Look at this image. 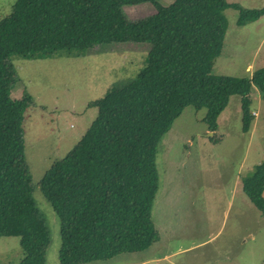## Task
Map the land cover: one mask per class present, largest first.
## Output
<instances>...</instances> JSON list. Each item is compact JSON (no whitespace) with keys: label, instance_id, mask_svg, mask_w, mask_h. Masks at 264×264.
Listing matches in <instances>:
<instances>
[{"label":"trees","instance_id":"16d2710c","mask_svg":"<svg viewBox=\"0 0 264 264\" xmlns=\"http://www.w3.org/2000/svg\"><path fill=\"white\" fill-rule=\"evenodd\" d=\"M150 2L152 14L131 19L123 6ZM236 25L264 15L226 0H16L0 18V236L19 238L16 264H46L50 230L34 201L24 159L23 120L32 103L26 89L10 96L18 79L11 58L83 55L96 44L146 41L136 74L88 106L96 113L83 134L36 182L59 220V264H81L141 250L158 238L151 210L158 186L156 154L183 107L204 108L206 130L230 95H237L240 130L252 115L249 89L264 104V64L246 75L212 73L227 19ZM216 143L219 139L209 137ZM247 201L264 216V161L240 178Z\"/></svg>","mask_w":264,"mask_h":264},{"label":"rangeland","instance_id":"374dc122","mask_svg":"<svg viewBox=\"0 0 264 264\" xmlns=\"http://www.w3.org/2000/svg\"><path fill=\"white\" fill-rule=\"evenodd\" d=\"M16 0H0V18ZM166 5L172 0H157ZM258 8L264 0H226ZM131 19L152 14L150 2L123 6ZM227 27L212 73L246 75L264 64V15L236 25L237 11L224 10ZM146 41L99 43L79 56L53 55L11 63L18 79L10 96L26 89L32 103L23 120L24 159L33 185L31 195L50 230L46 264H59V220L36 186L52 161L62 157L92 121L88 106L109 89L133 77L147 58ZM252 119L240 130L237 95L228 97L208 134L201 120L205 109L185 106L172 120L156 154L158 186L151 217L158 238L148 247L81 264H264V216L240 189V178L264 161V104L249 89ZM219 140L214 143L209 137ZM264 198V192H263ZM19 238L0 236V264H16Z\"/></svg>","mask_w":264,"mask_h":264},{"label":"water","instance_id":"95a60500","mask_svg":"<svg viewBox=\"0 0 264 264\" xmlns=\"http://www.w3.org/2000/svg\"><path fill=\"white\" fill-rule=\"evenodd\" d=\"M211 133H212L211 131L208 132L209 135H210Z\"/></svg>","mask_w":264,"mask_h":264}]
</instances>
